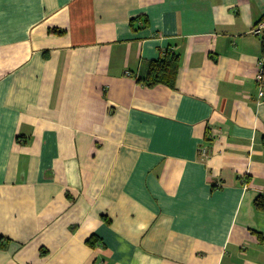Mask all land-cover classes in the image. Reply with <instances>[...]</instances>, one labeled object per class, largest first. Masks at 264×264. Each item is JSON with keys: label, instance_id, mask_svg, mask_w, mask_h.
<instances>
[{"label": "crops", "instance_id": "1", "mask_svg": "<svg viewBox=\"0 0 264 264\" xmlns=\"http://www.w3.org/2000/svg\"><path fill=\"white\" fill-rule=\"evenodd\" d=\"M261 21L264 0H0V264H264ZM166 52L174 86L139 82Z\"/></svg>", "mask_w": 264, "mask_h": 264}, {"label": "trees", "instance_id": "2", "mask_svg": "<svg viewBox=\"0 0 264 264\" xmlns=\"http://www.w3.org/2000/svg\"><path fill=\"white\" fill-rule=\"evenodd\" d=\"M261 41L264 57V31L261 36ZM178 69V55L166 52L157 60L148 63L138 80L148 87L163 85L172 88L178 74ZM255 208L259 211H264V196H260L256 199ZM1 247L2 246H0V248Z\"/></svg>", "mask_w": 264, "mask_h": 264}, {"label": "built area", "instance_id": "3", "mask_svg": "<svg viewBox=\"0 0 264 264\" xmlns=\"http://www.w3.org/2000/svg\"><path fill=\"white\" fill-rule=\"evenodd\" d=\"M264 31V21H261L254 30V33L262 36ZM255 85H256V99L255 102L257 105L264 104V59L258 67V70L255 75ZM199 156L202 158H209L210 150L206 146L199 147Z\"/></svg>", "mask_w": 264, "mask_h": 264}]
</instances>
